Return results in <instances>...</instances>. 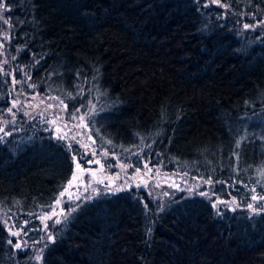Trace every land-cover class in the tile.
I'll list each match as a JSON object with an SVG mask.
<instances>
[{
    "label": "trees",
    "instance_id": "1",
    "mask_svg": "<svg viewBox=\"0 0 264 264\" xmlns=\"http://www.w3.org/2000/svg\"><path fill=\"white\" fill-rule=\"evenodd\" d=\"M4 2L13 48L53 101L85 117L98 149L219 181L220 198L255 206L251 190L264 188V37L242 29L264 14V0H220L227 11L202 0ZM9 101L0 71V109ZM0 138V209L28 220L24 235L39 240L35 217L54 207L80 149L38 129ZM54 232L42 264H264V211L216 210L199 197L158 212L134 189L101 194ZM9 241L0 222V264H27Z\"/></svg>",
    "mask_w": 264,
    "mask_h": 264
},
{
    "label": "rangeland",
    "instance_id": "2",
    "mask_svg": "<svg viewBox=\"0 0 264 264\" xmlns=\"http://www.w3.org/2000/svg\"><path fill=\"white\" fill-rule=\"evenodd\" d=\"M204 4H208L213 7H218L211 3V0H202ZM222 3V2H221ZM224 7H219L224 11L228 10V6L222 3ZM8 11L0 10V14L6 19H9ZM248 20L243 24V31L256 34L260 37H264V14H255L247 17ZM250 25L251 27L245 29L244 25ZM10 25L4 24L3 19H0V71L1 73L10 79V101L7 109H0V128L4 129V132H20L28 129H38L51 133L55 138L63 135L64 141L71 145H75L80 149V155L77 161L81 163L82 167H86L94 172V175L87 173H79L75 169L73 173H76L80 179L73 181V186L67 188V192L63 197L59 196L60 203L55 202L54 207L45 213L38 214L35 219L39 221V228L41 231V237L39 240L28 241L26 235L22 233L19 237L12 236L11 231H18L19 227H13V225L21 227L28 220H22L15 216L8 215L5 211L0 209V222L8 233L12 237V243L17 242L22 244L21 252H26L30 255V259L27 264H42V257L45 248L55 238V228L64 223L67 218L73 214L81 205L93 200L101 194H107L112 192H118L116 189L131 190L134 189L137 192H143L147 198L156 204L157 211H162L165 206L177 197L194 198L199 197L206 199L212 205H217L216 210L229 209L231 211L236 210H249L247 207L241 205L240 201L236 198L222 199L215 194V187L220 184L219 181H212V184H207L206 178L196 177L184 172H177L170 170L166 165H152L148 161H140L139 164H134V154L122 153L123 150H119L117 153H110L104 149H98L92 139L89 140L87 130L83 127H75L80 124L79 117L83 116L75 114L77 119L73 120L72 114L62 110L59 103L52 100L40 87V82L35 80V77H40L38 72L33 74V70L30 68V62L25 63L22 56V52L17 51L11 44ZM6 37V38H5ZM30 77V79H29ZM18 83L13 84V80ZM30 85H35L31 87ZM13 102H16V108H13ZM51 105V107H49ZM9 109L12 111L9 112ZM60 119H57V117ZM67 125V127H65ZM59 129V131H57ZM4 132H0V137H7ZM66 134V135H65ZM87 145V148L82 147ZM92 151L96 152V156L92 157ZM85 152L88 155L82 154ZM107 153V155H103ZM121 153V154H120ZM120 154V155H118ZM97 159L99 164H88L86 161ZM147 164V168L145 165ZM123 165V167H121ZM149 169L151 171H149ZM259 174L264 177V173L259 171ZM69 183V182H68ZM193 188L194 191L189 192L188 189ZM63 190V192L65 191ZM200 193H207V195H200ZM264 195V188L257 189L255 193ZM57 199V200H58ZM56 200V201H57ZM235 200L236 205H232L231 201ZM219 201H225L227 203H220ZM255 208L259 209L264 206V201H253ZM235 210H232V209ZM55 211V215H53ZM249 212H253L249 210ZM45 215H51L52 219L41 220L40 217ZM59 219L61 223L55 224L54 221ZM44 224L48 225V228H44ZM27 229V228H26ZM51 237L49 239L48 237ZM43 238V239H41ZM18 250V249H16ZM39 255L40 260L36 257Z\"/></svg>",
    "mask_w": 264,
    "mask_h": 264
},
{
    "label": "snow or ice",
    "instance_id": "3",
    "mask_svg": "<svg viewBox=\"0 0 264 264\" xmlns=\"http://www.w3.org/2000/svg\"><path fill=\"white\" fill-rule=\"evenodd\" d=\"M211 3L217 5L218 7H224V5L220 2V0H211ZM208 6H209L208 4H205V5H204V7H208ZM0 10H2V11H8V10H9V8H8L7 4L4 2V0H0ZM0 19H3V23H4V24H8V23H9V19L4 18V17L2 16V14H0ZM244 27H245V29H248V28H250L251 26L245 24ZM5 38H6V37H5ZM0 47H2V45H0ZM29 79H30V77H29ZM12 82H13V84L18 83V81H16L15 79H14ZM30 86H31V87H35V85H30ZM53 99H55V97H53ZM59 103H60V105H62V110H63V111H67V108H68L67 104H65L63 100H60ZM16 106H17L16 102H13L12 107H13V108H16ZM49 107H51V105H49ZM78 110H79V109H76V111H78ZM11 111H12V110L9 109V112H11ZM71 118H72L73 120L77 119V117L75 116V114H72V117H71ZM57 119H60V117L58 116ZM79 120H80V124L75 125V127H83V128H85V129H87V128H88V125L84 123V121H85V117H84V116H80V117H79ZM65 127H67V125H65ZM57 131H59V129H57ZM0 132H4V129H3V128H0ZM10 134H11L10 132H4V135H5V136L10 135ZM65 135H66V134H65ZM0 139H2V138H0ZM57 139H61V140H62V139H64V136H63V135L58 136ZM88 139L91 140V139H92L91 136H89ZM92 143H95V141L93 140ZM239 146H240V145H239V142H237V147H239ZM70 147H71V146L69 145V148H70ZM82 147L87 148V145H82ZM84 155H88V153L85 152L84 154H82V157H81V158H83ZM91 155H92V157H95V156H96V152H95V151H92ZM103 155L106 156L107 153H103ZM72 160H73L74 162H76V169H77V171H78L79 173H87V174H89V175H94V172H92L91 169L86 168V167H82L81 163L77 161L76 156H73V157H72ZM86 163H88V164H91V163L99 164L100 161L97 160V159H92V160H88V161H86ZM121 167H123V165H121ZM145 168H147V164L145 165ZM149 171H151V170L149 169ZM78 179H80V177H78V175H77L76 173H73L72 178H71V180H70L69 183H68V188H71V187L73 186V181H76V180H78ZM205 183H207V184H212V180L209 179V180L205 181ZM119 190H122V189H116V191H119ZM188 191H189V192H192V191H194V189H193V188H190V189H188ZM251 191H252L253 193H255L256 190H255V188H253ZM65 192H67V188L65 189L64 192H61V193H60V196L63 197V196L65 195ZM200 195H207V193H200ZM251 200H252V201H257V202H259V201H264V195L254 194V195L251 196ZM219 202H220V203H227V202H225V201H219ZM56 203L59 204V203H60V200L58 199V200L56 201ZM236 203H237V202H236L235 200L231 201V204H232V205H236ZM212 207H213V208H216L217 205L214 203V204L212 205ZM144 208L147 210V209H148V205H147V204H144ZM247 208H248L249 210L253 211L254 214H259L260 212L264 211V206H262L261 208L257 209V208L254 207V205H253L252 203H249V204L247 205ZM232 210H235V209L233 208ZM53 215H55V211H53ZM40 219H41L42 221H43V220H49V219H52V216H51V215H45V216H43V217H40ZM54 223H55V224H59V223H61V221H60L59 219H56V220L54 221ZM13 227H19V230H18V231H11V230H10V234H11L12 236H17V237H19L22 233L25 232V229L27 228V221H25V223H24V225H23L22 227L17 226V225H13ZM44 228L47 229V228H48V225H47V224H44ZM48 238L51 239L50 236H49ZM41 239H43V238H41ZM9 244H12V241H9ZM13 247H14L15 249L22 250V244L19 243V242L13 244ZM36 259H37V260H40L41 257H40L39 255H37Z\"/></svg>",
    "mask_w": 264,
    "mask_h": 264
}]
</instances>
